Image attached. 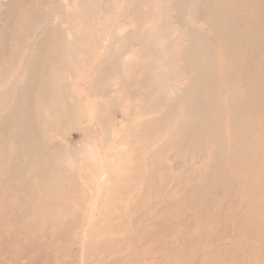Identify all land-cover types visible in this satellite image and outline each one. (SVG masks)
<instances>
[{
    "label": "rangeland",
    "instance_id": "rangeland-1",
    "mask_svg": "<svg viewBox=\"0 0 264 264\" xmlns=\"http://www.w3.org/2000/svg\"><path fill=\"white\" fill-rule=\"evenodd\" d=\"M0 264H264V0H0Z\"/></svg>",
    "mask_w": 264,
    "mask_h": 264
}]
</instances>
